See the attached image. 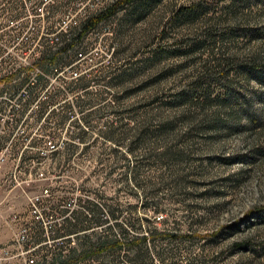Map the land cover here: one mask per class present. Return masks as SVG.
I'll return each mask as SVG.
<instances>
[{
    "label": "rangeland",
    "instance_id": "374dc122",
    "mask_svg": "<svg viewBox=\"0 0 264 264\" xmlns=\"http://www.w3.org/2000/svg\"><path fill=\"white\" fill-rule=\"evenodd\" d=\"M115 1L0 0V57L46 95L0 169V264H264V0H135L79 35Z\"/></svg>",
    "mask_w": 264,
    "mask_h": 264
},
{
    "label": "built area",
    "instance_id": "2783aa9c",
    "mask_svg": "<svg viewBox=\"0 0 264 264\" xmlns=\"http://www.w3.org/2000/svg\"><path fill=\"white\" fill-rule=\"evenodd\" d=\"M37 3V11L41 15L49 13V8L56 4L59 0H35ZM22 5H25L26 0H20ZM21 21V20H20ZM11 25H15L11 21ZM16 25H19L18 19L16 20ZM8 26V27H10ZM69 28L67 22L64 21V26H62L57 32L53 33L51 36V41L56 45L61 41V35L66 33ZM16 43L13 45L18 46L20 44L19 38L16 39ZM3 54L0 57V67H8L5 73L0 72V169L3 167L8 159V154L13 150L16 145L17 137L22 133V138L27 139L26 131L29 121H32L33 131L39 130L40 128V101L42 97H46L44 94L42 97L35 94L33 88L35 87V82L30 79L23 83L24 81H19V75L21 69L28 64V62L21 58H15L10 55V53ZM30 64V63H29ZM38 123V124H37ZM36 129H35V125ZM21 132V133H20ZM51 143V142H49ZM28 143L23 146V150L20 152V156L26 148H28ZM55 147V145H54ZM45 193H49V189L44 190ZM28 239V235L23 233L18 237V241L24 242ZM7 249L0 248V255H6ZM35 258L31 257L27 260L26 264H36Z\"/></svg>",
    "mask_w": 264,
    "mask_h": 264
},
{
    "label": "trees",
    "instance_id": "16d2710c",
    "mask_svg": "<svg viewBox=\"0 0 264 264\" xmlns=\"http://www.w3.org/2000/svg\"><path fill=\"white\" fill-rule=\"evenodd\" d=\"M135 0H117L115 2H113L109 7L105 8L104 10L100 11L99 13L93 15L92 17L88 18L81 29V32L79 33V35L87 32L88 30L96 27L101 21L105 20L106 18L114 15L119 9L133 3ZM190 11V10H188ZM186 11H184V9L181 10V14L185 13ZM64 37V35L62 36V38ZM61 43V42H60ZM59 43V44H60ZM62 45L58 46L57 50L51 54H45V52H43L42 54V62H49V63H55L58 58H60V54L61 52L64 50H69L74 48L75 44L71 42L67 43L64 45V47H61ZM60 50V51H59ZM62 50V51H61ZM40 58V59H41ZM41 77V76H40ZM28 77H25L24 82L26 83L28 81ZM65 145V144H63ZM73 230H71L72 232L68 233L65 236L64 240H70V235L72 234H77L79 233L81 230L79 229V227H76V225ZM79 236V235H77ZM141 240V239H140ZM89 244V250L92 252L95 250L96 253H103L104 251L113 248V247H119L121 246L120 242H115V243H109L108 241H103V240H98L97 243H92L91 241L88 243ZM118 244V245H117ZM72 252H75V249H72ZM86 253H88V251H85ZM74 256H68V255H62L61 253L59 254H55L54 256L51 257V259L46 260L44 262H39L36 264H73L74 263Z\"/></svg>",
    "mask_w": 264,
    "mask_h": 264
}]
</instances>
